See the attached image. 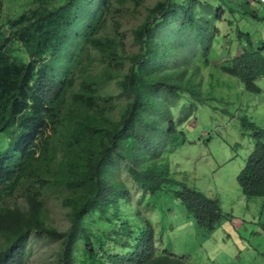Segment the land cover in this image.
<instances>
[{
    "label": "trees",
    "instance_id": "16d2710c",
    "mask_svg": "<svg viewBox=\"0 0 264 264\" xmlns=\"http://www.w3.org/2000/svg\"><path fill=\"white\" fill-rule=\"evenodd\" d=\"M3 1L0 264H28L32 235L59 242L57 264H190L156 250L151 220L128 208L129 190L119 167L125 162L135 184L153 198L178 185L172 191L199 227L212 230L222 221L217 198L169 178L167 148L173 149L181 133L172 121L167 129L159 126L153 114L160 96L181 97L186 75L167 68L157 30L168 24L177 28L171 19L178 15L179 29L198 28L205 50L207 24L193 9L194 0L157 3L132 31L138 50L124 55L120 23L113 16L130 10V0H15L25 4L7 18ZM244 14L261 18L248 6ZM109 23L112 34L106 32ZM123 62L127 70L116 85L127 100L115 118L104 109L114 96L101 91L117 78L116 64ZM228 63L221 66L224 73L239 79L247 92L260 91L255 84L264 75L260 50L244 49ZM97 65L104 66L100 74L93 73ZM243 126L251 130L253 148L236 180L245 198H264V128L247 119ZM54 195L68 208L64 229L48 220ZM124 204L130 215L122 213Z\"/></svg>",
    "mask_w": 264,
    "mask_h": 264
},
{
    "label": "rangeland",
    "instance_id": "374dc122",
    "mask_svg": "<svg viewBox=\"0 0 264 264\" xmlns=\"http://www.w3.org/2000/svg\"><path fill=\"white\" fill-rule=\"evenodd\" d=\"M17 1L4 0L2 16L18 13L25 2ZM139 1H128L131 9L113 16L120 23L123 55L138 50L132 31L162 0ZM246 6L261 18L245 15ZM192 7L207 24L202 33L205 50L199 44L198 28L179 29L182 19L178 15L171 19L177 28L168 24L157 30V43L166 55L167 68L182 69L186 75L181 97L160 96L153 114L159 126L167 129L172 121L176 132L181 133L173 149L167 146L164 167L169 178L217 198L224 217L212 230L201 228L180 206L172 191L178 185L169 186L163 195L153 198L135 184L125 162L120 163L119 176L129 190L128 208H137L151 220L157 251L190 264H264V198H245L236 180L253 148L251 130L244 128V119L264 128V75L255 79L260 91L254 93L247 92L239 79L221 70L244 49L260 50L264 57V0H194ZM112 28L109 23L106 32L112 34ZM116 65L117 78L106 83L101 93L114 96L104 109L109 112L107 116L118 118L127 98L120 93L116 81L126 72L128 63ZM103 68L97 65L93 73L100 74ZM78 86L76 83L74 88ZM121 207L123 214H131L125 204ZM48 217L60 229L68 225V208L61 206L55 195L50 196ZM58 247L57 240L32 235L28 264H57Z\"/></svg>",
    "mask_w": 264,
    "mask_h": 264
},
{
    "label": "crops",
    "instance_id": "0c3cea01",
    "mask_svg": "<svg viewBox=\"0 0 264 264\" xmlns=\"http://www.w3.org/2000/svg\"><path fill=\"white\" fill-rule=\"evenodd\" d=\"M263 203H264V201H263ZM233 218V217H232ZM229 226V225H228ZM230 227V226H229Z\"/></svg>",
    "mask_w": 264,
    "mask_h": 264
}]
</instances>
